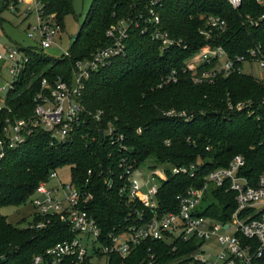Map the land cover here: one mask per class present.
I'll return each mask as SVG.
<instances>
[{"label": "trees", "instance_id": "1", "mask_svg": "<svg viewBox=\"0 0 264 264\" xmlns=\"http://www.w3.org/2000/svg\"><path fill=\"white\" fill-rule=\"evenodd\" d=\"M91 2L68 47L69 57L54 58L35 46L23 48L30 62L18 83L5 94V105L0 110V138L8 119L26 118L32 113V100L42 78L50 83L59 77L69 80L76 61L110 45L105 31L120 19L145 13L148 0ZM40 3L45 15L55 14L63 31V17L73 12L71 0H40ZM11 5L16 10L18 0H0L1 10ZM158 13V28L180 41L181 47L161 52L150 34L131 29L126 54L86 81L83 105L92 112L102 110L103 120L96 123L86 119L63 142L54 141L49 133L38 129L19 148L7 152L0 163V210L31 202L38 185L47 181L50 173L69 167L70 181L82 192L92 194L89 210L104 234L123 223L134 206L140 208L119 191L122 180L118 176L123 170L118 162L122 158L135 167L146 162H151V167H165L167 180L157 192L158 207L164 213L176 211L178 195H184L189 188H200L208 173L227 167L235 155L245 159L241 176L255 184L264 171V81L247 74H231L216 77L212 84H194L191 73L183 69L184 61L204 44L222 46L231 57L244 55L248 49L260 45L264 49V20H259L264 8L256 0H242L237 11L227 0H163ZM211 14L226 21L227 32L205 41L199 29L205 16ZM246 15L259 20L258 26H251ZM174 70L177 81L163 84ZM248 100L252 101L249 110L253 113L235 110L236 104ZM230 106L233 108L229 109ZM168 111L184 112L186 116H168ZM109 123L124 136L125 150L102 138L100 132ZM191 165L197 166L193 177L169 171L171 166ZM105 179L114 180L111 189ZM210 193L212 198H208L202 214L225 221L235 209L232 195L218 189ZM39 222L44 225L36 228ZM20 225L10 224L0 213V264H30L35 255L74 237L56 218L34 214L25 227L19 228ZM146 246L161 262H170L194 250L191 244L181 242ZM173 246L177 249L173 250Z\"/></svg>", "mask_w": 264, "mask_h": 264}, {"label": "built area", "instance_id": "2", "mask_svg": "<svg viewBox=\"0 0 264 264\" xmlns=\"http://www.w3.org/2000/svg\"><path fill=\"white\" fill-rule=\"evenodd\" d=\"M31 1L37 14V23L27 27L26 36L35 41L33 46L41 50L58 46L56 38L62 30L55 14L45 15L40 0ZM162 2L163 0H148L145 13L120 19L111 25L105 31L110 45L100 47L88 58L76 61L69 80L59 77L50 83L42 78L40 89L32 100V113L26 118L8 119L3 127L0 163L7 152L19 148L38 129L49 133L54 141L63 142L81 128L86 119L91 118L96 123L103 120L105 115L102 110L92 112L83 105L82 95L86 81L92 74L111 67L115 59L126 54V41L131 29L150 34L161 52L181 47L180 41L172 39L167 32L158 28V9ZM227 2L234 11L242 6V0ZM256 3L264 8V0H256ZM9 9L15 11L13 5ZM245 19L251 26L257 27L258 21L264 20V14L259 16V20L249 15ZM204 21L199 33L205 41H211L227 32V23L220 16L211 14L205 16ZM183 48L186 49V46ZM4 53L10 82L7 85L9 88L4 87L3 91L8 92L18 83L30 58L22 47L6 48ZM63 56L69 57L68 48ZM184 64L183 71L191 73L194 84H212L216 77L226 78L231 74L244 75L246 65L250 69L258 67L261 79L257 80L264 81V49L261 45L248 49L244 55L231 57L222 46L204 44ZM171 72L164 78L163 84L177 81L176 71ZM251 106L252 101L248 100L234 107L236 111L248 110L251 114ZM232 108L233 106L229 107ZM166 115L186 116L184 112L174 111H168ZM101 132L102 138L108 139L111 145L118 144L123 150L126 149L122 145L124 136L110 123ZM137 133H141V130ZM118 163L123 170L118 176L122 180L119 191L127 195L130 203L138 204L140 208L134 206L123 223L103 234L89 210L92 194L82 192L72 182L62 184L56 171H53L47 181L38 185L30 203L37 217L56 218L74 233V237L71 241L58 242L40 255H35L30 264H264V171L255 184H251L241 176L245 159L235 155L227 167L208 173L200 188H189L184 195H178L176 211L164 213L159 210L157 192L167 180L165 167H151V163L147 168L135 167V164L127 162L125 158ZM169 171L173 175L187 173L189 177H193L197 166H171ZM54 179L57 183L49 187L48 182ZM105 184L111 189L114 180L105 179ZM216 189L233 197L235 209L225 221L203 215V210L198 208L202 201H210V192ZM43 225L44 223L39 222L36 228ZM155 242L168 246L177 242L191 244L194 250L170 262H161L158 255L146 246ZM211 242L220 246L213 261L204 258L202 252V248ZM176 249L173 246V250Z\"/></svg>", "mask_w": 264, "mask_h": 264}, {"label": "rangeland", "instance_id": "3", "mask_svg": "<svg viewBox=\"0 0 264 264\" xmlns=\"http://www.w3.org/2000/svg\"><path fill=\"white\" fill-rule=\"evenodd\" d=\"M91 1L92 0H71L73 12L63 17L64 30L60 32L59 36L56 38V44L58 46H52L50 49L45 50L44 52L48 56L59 58L63 55V52L68 48L69 41L73 40L75 34L78 32L79 25L83 22L84 16L92 3ZM26 12L27 15H24ZM36 18L37 14L31 0H25V2L19 3L15 11H11L10 9L1 10L0 6V108H3L5 105L4 98L6 91H3V88H9L7 85L10 82V76L4 60V51L9 47H33L35 41L29 39L28 36H26V32L28 26H33L37 23ZM243 74L250 75L255 79H261L258 67L250 69L246 65L243 69ZM149 163L151 162L144 163L142 167L147 168ZM56 173L62 184H69L71 182L69 167L57 169ZM56 183V179L50 180L48 186L50 187ZM207 202L204 203V201H202L198 208L204 210V207L208 204ZM0 213L14 226H19L20 222L26 220V223L24 222L19 227L23 228L27 225V222L32 220L34 209L30 201H28L21 207L3 208L0 210ZM219 251L220 246L215 242L206 244L205 247L202 248L204 258L211 261L214 260V255Z\"/></svg>", "mask_w": 264, "mask_h": 264}, {"label": "water", "instance_id": "4", "mask_svg": "<svg viewBox=\"0 0 264 264\" xmlns=\"http://www.w3.org/2000/svg\"><path fill=\"white\" fill-rule=\"evenodd\" d=\"M101 135H102V132H101Z\"/></svg>", "mask_w": 264, "mask_h": 264}]
</instances>
